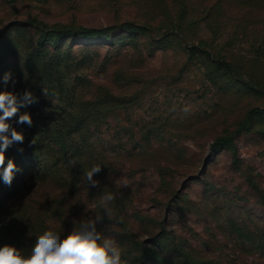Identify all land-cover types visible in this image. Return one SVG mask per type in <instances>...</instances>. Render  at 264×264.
Segmentation results:
<instances>
[{
	"label": "rangeland",
	"instance_id": "obj_1",
	"mask_svg": "<svg viewBox=\"0 0 264 264\" xmlns=\"http://www.w3.org/2000/svg\"><path fill=\"white\" fill-rule=\"evenodd\" d=\"M181 1L0 0V81L7 72L16 81L14 87L0 82V91L19 97L29 90L37 98L35 108L20 107L6 121L11 128L22 134L30 128L18 123L25 112L36 122L58 113L60 102L45 96L39 82L25 87L24 63L36 48L41 25L64 33L56 34L46 49L52 55L67 53L73 84L78 82L74 74H80L86 90L117 85L123 102L115 116L88 127L87 165L101 166L93 177L98 185L93 187L87 177L81 181L74 177L78 169L72 162L78 189L65 203L66 216L50 219L49 209L57 208V185L30 174L0 214V239H31L28 215L52 225L49 230L63 239L99 214L103 220L97 230L113 239L121 254L124 245L117 232L124 224L143 246L164 235L172 245L170 264H180L178 249L220 264H264L259 250L264 249V46L254 43V34L261 41L264 33L254 32L224 47L223 38L211 35L205 23L191 28L178 21ZM208 4L192 3L195 12H188V21L198 20L197 12ZM251 13L232 7L224 22L249 21L254 18ZM172 23L180 25V31L165 49L157 41ZM132 25L153 29L151 48H136L141 35L129 28ZM82 30L100 38L84 40ZM145 39L149 41L148 36ZM199 39L210 43L212 54L230 58L233 69L241 73L239 79L219 70L215 58L213 62L200 55L190 58L185 42L196 46ZM118 74L131 80L119 86ZM220 136H233L236 155L230 148L213 146ZM22 145L24 141L14 143L5 151V167L9 159L17 164L13 157ZM33 170L29 166L28 172ZM17 177L14 174L12 183ZM10 186L0 176V187ZM107 194L114 197L108 205L111 219L101 204ZM106 217L112 224L104 222ZM247 247L257 250L243 252Z\"/></svg>",
	"mask_w": 264,
	"mask_h": 264
},
{
	"label": "trees",
	"instance_id": "obj_2",
	"mask_svg": "<svg viewBox=\"0 0 264 264\" xmlns=\"http://www.w3.org/2000/svg\"><path fill=\"white\" fill-rule=\"evenodd\" d=\"M199 1L182 0L179 2L180 18L178 21H186V26L191 28H196L200 23H205V26L210 28L211 35L216 38H223L224 41L222 42H224V47H231L234 45L233 41L241 42L240 38L247 37V35L254 34V32L264 33V29L258 27V24L264 27V0H206L209 4L205 9L201 8L197 12L198 20L188 21V12H195L191 4L197 5ZM232 7H243V11H246V13L252 12L250 15L254 18L249 16V21L242 19L238 23H236L237 19H235L232 24L224 22L227 20L226 14L230 12ZM172 24L162 34L160 40L158 39L157 41L156 39L157 44H160L165 49L171 46L173 41L178 38L175 33L180 31L178 30L181 27L180 25ZM41 26L43 27L41 34L37 38L36 48L29 53L24 63L26 76L25 87L31 89L39 82L42 89L47 90V96L49 95L56 102H60V105L58 106V113L54 117L44 122L33 121L32 126L23 132L24 145L26 144V147L23 148L24 145H22L21 149H17L13 157L17 163V170L14 174L19 176V178L17 177V181H14L10 187H0V214L5 212L8 205L19 195L20 188L25 184V178L31 174L36 176V180L49 181L57 185V200L55 202L57 208L53 207L49 209V212L52 213H49L51 215L50 219L52 216L58 218L61 216V218H64L66 216L64 211L66 208L65 203H69L72 193L78 189L76 180L79 179L81 181L85 179L86 173L92 167V165H87L88 162L86 159V153L90 147L89 139L91 137L88 129L89 125L93 122L103 123L106 119L102 118L106 116H115L116 111H118L123 102L121 95L117 93L120 89L117 85L111 88L103 85H92L86 90L87 83H84L85 78L80 74H74V80L78 82L73 84L70 80L71 75L68 73L69 64L66 60L67 53L64 54L63 51H57L55 55H52L46 49L48 42L50 43L56 40V34L61 35L64 33L56 29H50L46 25ZM113 28L116 29V27ZM129 28L141 35V38L136 44L137 49L141 45H145L146 47L150 46L151 48V40H153L151 39L153 38L151 33L152 28L144 25H132ZM90 32L91 30H82V34H84L82 39L91 40L100 38L92 35ZM147 36V40L149 41L145 39ZM254 36V43H260L264 46V37L260 41L255 34ZM229 41L233 43L228 44ZM185 44V50L190 55V58L200 55L203 57V60L210 62H213L215 58L217 59L215 62H217L216 66H218L219 70L222 69L229 77L230 75L234 77L236 75L239 79L240 75L238 74L241 73L238 69H233L232 60L225 55L212 54L209 42L199 39L196 46L190 45L187 42ZM2 58L3 53L2 49H0V62ZM248 61L252 60L250 59ZM118 77L121 80H117L115 77V83L119 81V86L124 81L131 80L129 76L126 77L123 74H118ZM28 107L29 109H33L36 107V104L33 103L28 105ZM250 117H252V114ZM25 127L27 128L29 126L27 125ZM213 146L222 149L230 148L232 153L236 155L233 136H220L215 139ZM72 162L75 163L78 169V172L76 170L74 173V177H77V179L74 178V180H72L73 173L70 171ZM29 166H33L34 170L28 172ZM98 175L99 173L94 176ZM28 218L33 223L30 230L32 232V238L23 240L13 236L10 239H6L3 236L0 239V246L6 244L12 245L18 250H21L23 255H29L37 237L43 234L44 231L49 230L52 225H47L46 221L35 219L32 215H28ZM107 220L106 217L104 220L106 224H112L113 221ZM117 236L120 238L119 244L124 245V252L121 254V259L126 264H143L145 262H148V264H170L173 260L169 252V248L172 245L169 246L168 240L163 238L164 235L158 236L148 246H143L123 224L117 232ZM253 250L257 249L255 247H247L242 251L250 253ZM259 250H261L260 254H263L264 258V249ZM177 254V260L180 264H220L218 262L215 263L200 259L197 256H192L190 253L182 252L179 249L177 250ZM227 264L246 263L242 261L235 263L233 261L232 263L227 262Z\"/></svg>",
	"mask_w": 264,
	"mask_h": 264
},
{
	"label": "clouds",
	"instance_id": "obj_3",
	"mask_svg": "<svg viewBox=\"0 0 264 264\" xmlns=\"http://www.w3.org/2000/svg\"><path fill=\"white\" fill-rule=\"evenodd\" d=\"M2 82L5 86L11 82L15 86L16 81L11 72L4 73ZM47 96V90L43 89ZM37 102V98L29 90H25L22 96L13 91H0V176L5 184L11 185L14 172L17 170L13 160L7 161L5 167V151L14 143H23L24 136L21 132L11 128L6 121L18 113L20 107H26ZM188 111L187 108L184 109ZM18 123L32 126V118L25 112L19 115ZM10 132V136L8 133ZM102 170L100 165H93L86 173L87 181L93 187L98 185L94 180L95 174ZM125 187L127 182L125 181ZM114 199L111 194L101 198V204L107 217L111 219L109 203ZM103 217L96 215L82 223L79 228H74L65 238L54 230L44 231L39 235L31 248L29 255L25 256L21 250L12 245L0 247V264H126L121 259V251L113 239L105 238L97 230V224L102 222Z\"/></svg>",
	"mask_w": 264,
	"mask_h": 264
}]
</instances>
